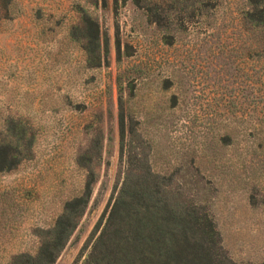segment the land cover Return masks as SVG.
Wrapping results in <instances>:
<instances>
[{"label": "rangeland", "instance_id": "1", "mask_svg": "<svg viewBox=\"0 0 264 264\" xmlns=\"http://www.w3.org/2000/svg\"><path fill=\"white\" fill-rule=\"evenodd\" d=\"M263 11L0 0V264H107L123 187L150 261L264 264Z\"/></svg>", "mask_w": 264, "mask_h": 264}, {"label": "trees", "instance_id": "2", "mask_svg": "<svg viewBox=\"0 0 264 264\" xmlns=\"http://www.w3.org/2000/svg\"><path fill=\"white\" fill-rule=\"evenodd\" d=\"M261 23L264 25V11L261 13ZM255 28H258L256 26ZM145 192H131L130 187L121 189L109 215V221L116 226L111 235L118 239H104V235L99 237V242L104 245L107 241V248L111 255L107 259V264H169L162 261H150V255L145 247L150 240L147 231V204ZM138 201V205L135 204ZM153 259V258H152ZM53 261V258L52 260Z\"/></svg>", "mask_w": 264, "mask_h": 264}]
</instances>
